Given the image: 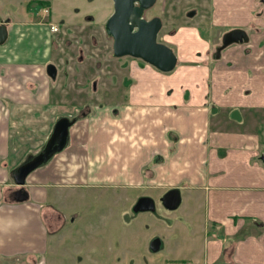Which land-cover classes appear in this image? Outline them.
Masks as SVG:
<instances>
[{
    "label": "crops",
    "instance_id": "1",
    "mask_svg": "<svg viewBox=\"0 0 264 264\" xmlns=\"http://www.w3.org/2000/svg\"><path fill=\"white\" fill-rule=\"evenodd\" d=\"M249 24L260 30L254 22L241 28ZM8 27L10 38L0 45V264L46 262L49 228L65 219L54 197L83 185H111L137 202H154L177 188L181 204L184 195L201 202L204 212L165 214L179 251L171 264H264V93L255 88L231 92L211 79L208 97L209 79L204 90L191 82L189 94L175 83L181 71L214 72L231 58L239 66L251 65L255 54L250 48L245 51L253 54L249 62L239 51H223L214 59L216 41L200 38L204 33L197 29L198 45L188 50L165 37L181 71L163 75L133 62V80L105 83L110 102L92 105L70 128L66 148L21 187L14 171L42 150L58 119L77 116L86 101L56 103L48 82L29 79L36 75L33 67L52 58L48 25L12 21ZM27 32L35 37L31 40ZM198 60L196 67L189 64ZM7 70L13 79L4 78ZM244 119L239 128L237 121ZM203 165L206 169H199ZM21 188L29 193L25 201L15 199ZM142 189L163 194L129 193ZM186 217L190 242L181 247Z\"/></svg>",
    "mask_w": 264,
    "mask_h": 264
},
{
    "label": "rangeland",
    "instance_id": "2",
    "mask_svg": "<svg viewBox=\"0 0 264 264\" xmlns=\"http://www.w3.org/2000/svg\"><path fill=\"white\" fill-rule=\"evenodd\" d=\"M27 1L30 0H0V17H11L14 22H25L27 19L42 17L41 7L34 6L32 12L27 11ZM261 1L165 0L167 4L165 22L168 25L163 28L161 35L167 34L166 38L169 41L187 50L198 45L195 29L204 33L203 36L199 34L200 38H214L213 40L219 45L222 34L243 26L245 22H254L256 27L260 28V30H254V26L249 24V28H244L249 35V40L245 43L231 44L224 49V55L239 51L247 62H249L248 56H252L254 52L253 64L239 66L236 58H231L222 62V68L214 72H205L196 67L200 63L199 60L193 61L189 64L192 67L195 66V69L185 72L178 70L180 66L178 65L174 71L170 72L181 71L175 76V83L189 94L191 82L192 86L203 87L202 90H204V82L209 79L206 93L208 97H211V79H214L216 84L221 83L222 86L230 88L231 92L240 89L249 91L255 88L264 93V7ZM51 9L52 18L61 26L63 25L61 31L69 45L60 47L61 39L57 34L52 37L51 47L55 48L51 59L60 66L56 79L46 75L47 66L33 67L36 75L29 79L36 82H48L53 87L52 99H55L56 103L58 100L61 103H69L74 98L80 100V103L83 102L81 99H84L92 105L110 102V88H106L105 83L133 80V60L124 56L118 59L110 57L112 41L107 36L106 24L103 22L113 13V1L53 0ZM189 11H193V14H188ZM171 16L174 17L172 20L175 23L174 26L169 25ZM216 19L220 21L214 24ZM213 24L216 26H212ZM174 27L175 30H173ZM171 30H173L171 33L174 31L177 33L168 34ZM27 33V37L31 40L35 37ZM169 45L173 47V44ZM216 46H213V51ZM252 46L256 47L255 50ZM79 47L85 49L84 60L77 59ZM247 48H250L252 52L246 53ZM64 58L68 59L67 63L64 62ZM126 65L128 69L122 70L121 68L127 67ZM150 68L159 72L151 65ZM3 73L4 78L13 79L10 78L8 70ZM95 78L97 79L94 80ZM96 81L98 85L94 86L92 82ZM95 87H99L100 90L95 91ZM235 113L237 112L233 111V116ZM244 123L245 119L243 122L237 121L239 128ZM199 169L206 168L203 165ZM115 189L111 185L70 186L64 189L62 197L58 199L55 196L54 205L65 215L64 222L61 220L60 224H57V226L62 225V231L57 236L49 237L46 262L33 264H171L169 260L176 257L179 251L175 242L176 232L169 228L170 223L165 221V214L184 217L194 208L198 212H204V207L199 208L201 202L188 200L184 195L185 201L177 209L168 211L161 200L162 197L156 196L157 211L135 213L134 219H131L128 215H131L130 209L135 200H127L129 196L127 191ZM159 192L161 191L145 189L129 191L136 195L142 193L156 195ZM184 221L186 222L183 228L184 233H181L179 237L181 247L190 242L188 218H184ZM155 238L162 240L163 246L159 251L151 248V242ZM191 264L194 263L191 262Z\"/></svg>",
    "mask_w": 264,
    "mask_h": 264
},
{
    "label": "water",
    "instance_id": "3",
    "mask_svg": "<svg viewBox=\"0 0 264 264\" xmlns=\"http://www.w3.org/2000/svg\"><path fill=\"white\" fill-rule=\"evenodd\" d=\"M156 0H114V12L106 23V30L114 37V50L116 56L132 55L142 58L163 72H171L175 69L178 57L173 48L164 42L157 41V34L162 27L161 19L154 18L147 22L142 18L145 8L151 7ZM135 28L137 30L135 31ZM9 36L8 25L0 20V45L6 43ZM249 40L247 32L243 29H234L226 33L223 45L218 49L234 43H244ZM219 57V54L218 56ZM53 69L54 72H50ZM50 76H56V68L48 67ZM77 121L76 118L61 117L54 125L42 150L31 156L21 164L13 173L15 182L23 187L28 176L38 168L48 164L57 154L67 146L70 136V128ZM15 199L25 201L29 193L21 188L17 190ZM143 201V200H140ZM152 201V200H151ZM164 205L173 210L181 205V191L177 188L170 190L163 197ZM141 209V207L139 208ZM151 248L159 251L162 248V240L155 238L151 242Z\"/></svg>",
    "mask_w": 264,
    "mask_h": 264
},
{
    "label": "flooded vegetation",
    "instance_id": "4",
    "mask_svg": "<svg viewBox=\"0 0 264 264\" xmlns=\"http://www.w3.org/2000/svg\"><path fill=\"white\" fill-rule=\"evenodd\" d=\"M113 1V3H114V0H112ZM44 2V3H43ZM52 3H53V0H30V1H27L26 2V5H27V11H33V7L34 6H38V7H41V9H42V12H43V15H42V17H38V18H33V19H27V21H25V22H28V23H42V24H45V25H48L49 27H50V29L52 28V26H56V31H53L52 29H51V36L53 37L55 34H57L58 35V37L61 39V42H59V45H60V47L61 46H63V45H65V46H68L69 44H68V42L66 41V39L63 37V33H62V29H63V25L61 26L60 25V23L59 22H56L53 18H52V9H51V5H52ZM261 4L263 5V7H264V0H262L261 1ZM114 5H115V3H114ZM166 2H165V0H156L155 1V3L151 6V7H148V8H145L144 9V12H143V14H142V18L143 19H145L147 22H149L150 20H152V19H154V18H158V19H161V21H162V27H161V29L159 30V32H158V34H157V41L158 42H164V43H166L167 44V40L165 39V37H166V35L167 34H165V35H161L162 34V31H163V28H165L166 27V24H165V15H166V13H167V8H166ZM196 11V10H195ZM113 12H114V10H113ZM264 12V11H263ZM195 13V12H194ZM113 14V13H112ZM111 14V15H112ZM188 14H193V11H189L188 12ZM110 15V16H111ZM109 16V17H110ZM109 17H108V19H109ZM41 18L43 19V20H41ZM108 19H106L103 23H107V21H108ZM0 20H3L8 26L10 25V23L13 21L12 20V18L11 17H8V18H3V17H0ZM18 22H20L19 24H24L25 22H22V21H18ZM18 22H16V23H18ZM105 27H106V25H105ZM235 29H243V30H245L246 31V29H244V28H241V27H237V28H235ZM8 30H9V27H8ZM137 30V28H135V31ZM173 30H171V31H169L168 32V34L169 33H171ZM175 32H177V31H174L173 33H171V35H173V34H176ZM247 32V31H246ZM226 33H228V32H226ZM225 33V34H226ZM107 34H108V32H107ZM222 34V33H221ZM225 34L223 35H221L220 36V41H221V43L218 45V43L216 44L217 46H216V48H215V50L214 51H212V57L214 58V59H219V58H221V55H222V52L224 51V49H225V47L224 48H222V50L220 51V53H219V51H218V49L223 45V38H224V36H225ZM204 35V34H203ZM247 35H248V33H247ZM108 36V38L112 41V51H111V54H110V57L112 58V57H114V58H116V59H118V58H122L123 56L124 57H128L129 59H132L133 60V62H138V64L141 66V67H147V66H149L150 67V65L151 66H153V67H155L154 65H152V64H150L149 62H147V61H145L144 59H142V58H138V57H134V56H132V55H123V56H116L115 55V50H114V42H115V40H114V37L113 36H110L109 34L107 35ZM164 36V37H163ZM212 36V35H211ZM248 37H249V35H248ZM9 38H10V32H9V36H8V39H7V41H6V43L8 42V40H9ZM214 39V38H213ZM94 42H96L95 44H97V40L94 38ZM247 42V41H246ZM5 43V44H6ZM245 43V42H244ZM167 45H169V44H167ZM170 47H171V45H169ZM52 48V47H51ZM55 48V47H54ZM54 48H52V52H53V50H54ZM171 48H173V47H171ZM57 49V48H56ZM173 50H174V52L176 53V51H175V49L173 48ZM78 51H79V55H78V58L77 59H81V60H84L83 58H84V56H83V53H84V51H85V49L83 48V47H79L78 48ZM218 54H219V57H216V56H218ZM114 55V56H113ZM177 55V54H176ZM61 56V55H60ZM114 61V60H113ZM64 62H68V59L67 58H64ZM177 64H178V62H177ZM51 65H53V66H55V68H56V76L55 77H52V76H50V74H49V72H48V67L49 66H51ZM42 66H44V67H46L47 66V69H46V75L49 77V78H51V79H56V77L58 76V74H59V71H60V66H58L51 58H50V60H48L47 62H45ZM99 66H100V61H99ZM127 66V65H126ZM176 67H177V65H176ZM176 67H175V69H176ZM99 69H101V67L99 68ZM122 70L123 69H125V70H127L128 69V66L127 67H125V68H121ZM155 69H157L159 72H161V73H170V72H163V71H161L160 69H158L157 67H155ZM174 69V70H175ZM117 70V69H116ZM173 70V71H174ZM50 72H54V70L53 69H50ZM172 72V71H171ZM97 78H95L94 80H96ZM130 81H132V80H130ZM123 83H127V81H123ZM92 84H94V86L97 84L98 85V81H96V82H92ZM99 90V87H95V91L96 90ZM91 104V105H90ZM91 108H92V103H88V102H86V105L79 111V113H78V115L77 116H72L71 118H76L77 120L80 118V117H83V116H86V115H88L89 113H90V111H91ZM163 197V196H162ZM161 198V197H160ZM161 200H162V198H161ZM135 204H137V206L135 207ZM155 206H156V202L154 201H151V200H144V201H139V202H137V201H134V203H133V205H132V207H131V209H130V212H131V215H128L131 219H134V214L135 213H140V212H144V211H150L151 210V212H155V211H157L156 209H155ZM135 207V208H134ZM141 207V209H139ZM149 209V210H148ZM168 209V211H171V209H169V208H167ZM136 211V212H135ZM50 219H52V220H56V218H54V217H50ZM165 221L166 222H168V223H171V219L169 218V217H167L166 215H165ZM54 226V228H51L50 227V229H49V236H57V235H59L60 234V232L62 231V225H60V226H57V224H55V225H53ZM163 246V245H162ZM42 259H38V260H35L34 262H32V264L33 263H37V262H39L40 263V261H41ZM12 264H15V263H12Z\"/></svg>",
    "mask_w": 264,
    "mask_h": 264
},
{
    "label": "built area",
    "instance_id": "5",
    "mask_svg": "<svg viewBox=\"0 0 264 264\" xmlns=\"http://www.w3.org/2000/svg\"><path fill=\"white\" fill-rule=\"evenodd\" d=\"M52 29L54 30V31H56L57 29H56V26H52Z\"/></svg>",
    "mask_w": 264,
    "mask_h": 264
},
{
    "label": "bare ground",
    "instance_id": "6",
    "mask_svg": "<svg viewBox=\"0 0 264 264\" xmlns=\"http://www.w3.org/2000/svg\"><path fill=\"white\" fill-rule=\"evenodd\" d=\"M34 1V0H33ZM44 3V2H43ZM58 36V35H57ZM28 81V80H27ZM25 86V85H24Z\"/></svg>",
    "mask_w": 264,
    "mask_h": 264
}]
</instances>
